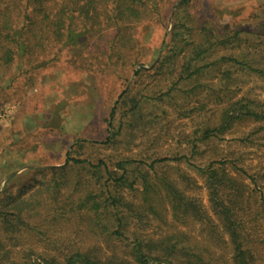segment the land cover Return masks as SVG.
<instances>
[{
	"label": "rangeland",
	"instance_id": "rangeland-1",
	"mask_svg": "<svg viewBox=\"0 0 264 264\" xmlns=\"http://www.w3.org/2000/svg\"><path fill=\"white\" fill-rule=\"evenodd\" d=\"M180 1L163 0L152 18L133 24L119 44L121 52L111 61L112 51L102 48L108 45L105 40L100 43L99 34L83 25L76 29L73 45L45 66L25 67L19 59L14 65H0V192H20L46 180L47 172L40 170L63 165L70 151L95 164L103 160L111 168L124 159L134 158L143 168L161 157L187 156L189 160L157 166L179 181L180 174L187 175L183 188L198 198L217 225L218 243L211 246L216 251L214 261L236 264L231 234L212 212L205 178L197 166L226 168L246 184L251 209L258 212V198L264 196V121L246 118L245 113H264V0H188L179 6ZM199 16L227 32L244 29L245 40L197 59L193 64L202 67V74L173 87L168 72L184 55L174 50L190 39L186 27H196ZM175 17L185 26L171 38ZM132 36L136 46L130 44ZM223 54H232L239 62H215ZM161 61H165L162 66ZM230 105L241 119L204 138V131L218 126ZM111 134L116 137L108 143ZM141 182L137 180L136 186L141 187ZM166 219H171L168 212ZM150 220L145 228L150 235L173 231L168 222ZM129 229L134 231L135 226ZM188 230L196 242L211 241L200 238L205 231L199 224ZM71 231L65 228L72 239ZM104 240L97 244L106 247ZM90 241L95 243L85 239ZM124 243L118 238L109 245ZM35 250L55 255L40 244Z\"/></svg>",
	"mask_w": 264,
	"mask_h": 264
},
{
	"label": "trees",
	"instance_id": "trees-1",
	"mask_svg": "<svg viewBox=\"0 0 264 264\" xmlns=\"http://www.w3.org/2000/svg\"><path fill=\"white\" fill-rule=\"evenodd\" d=\"M162 1L0 0V65H14L19 59L25 67L45 66L73 45L74 33L83 25L99 34L100 43L105 40L108 45H99L105 52L112 51L108 56L111 61L116 52H121L119 44L126 32L133 24L152 18ZM179 3L181 6L188 0ZM197 21L196 27H186L190 39H184L185 44L174 50V54L184 55L168 72L173 87L202 74V67L193 64L197 59L245 40L244 29L227 32L226 28L206 23L201 16ZM184 26L175 17L170 37L179 36ZM130 44L136 46L133 36ZM215 62L239 61L232 54H223ZM164 63L161 61L160 66ZM115 112L114 106L110 127ZM238 114L234 105L228 106L222 122L208 127L204 138L215 136V132L241 119ZM245 117L264 121V113L258 111L249 110ZM115 137L111 134L108 143ZM182 158L189 160L183 155L161 157L140 168L142 163L132 158L120 160L111 168L103 160L95 164L70 151L63 165L40 170L47 172L46 180L20 192L1 191L0 264H220L214 261L216 251L211 249L218 243L217 225L198 198L183 188L187 175L180 174L179 181L178 176L171 177L157 166ZM197 168L205 178L212 212L231 234L234 262L264 264V196L258 198V212H254L246 184L226 168L213 164ZM137 180L142 181L141 187L136 186ZM152 218L168 222L173 231L168 229L157 237L148 234L145 228ZM194 223L205 231L200 238L211 241H194L188 230ZM132 224L134 231L129 229ZM65 228H72L75 237H68ZM118 238L125 240L123 247L109 245ZM85 239H94L95 243H85ZM100 239H105L106 247L97 244ZM39 244L55 255L37 253Z\"/></svg>",
	"mask_w": 264,
	"mask_h": 264
}]
</instances>
